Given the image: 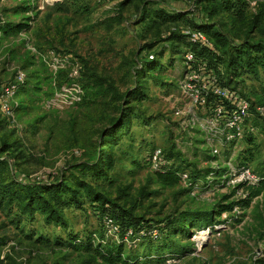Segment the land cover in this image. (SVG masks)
Listing matches in <instances>:
<instances>
[{"label": "rangeland", "instance_id": "374dc122", "mask_svg": "<svg viewBox=\"0 0 264 264\" xmlns=\"http://www.w3.org/2000/svg\"><path fill=\"white\" fill-rule=\"evenodd\" d=\"M244 6L242 11L211 12L207 0H0V21L32 19L29 29L19 34L0 32V84L13 82L18 74L24 81L13 99V116L0 111V141L9 144L1 156L9 163L6 170L26 183L57 179L66 168L92 157L100 133L106 134L119 116V105L135 106L129 125L117 131L111 148L115 161L109 170L111 182L100 180L98 188L145 220L159 222L185 210H215L218 225L213 231L196 230L191 238L175 236L170 245L178 255L168 257L170 262L146 259L148 248L153 256L159 253L147 242L140 246L135 242L132 250L125 245L124 254H134L140 264H264V190L249 199L247 186L252 184L229 178L242 164L255 174L259 171L264 116L250 112L246 136L226 141L205 123L207 107L195 104L181 85L185 78L181 35L191 23L217 25L233 42L247 36L264 39L263 18L252 28L264 0H245ZM149 60L160 64V71L139 79L137 69ZM83 73L103 77L118 95L104 90L85 97ZM200 77L206 83L208 71ZM73 83L83 93L80 101L66 105L69 98L60 91ZM137 85L149 99L127 103ZM242 85L256 109L264 104L263 68L258 78L246 75ZM157 149L162 150V164H174L181 174L195 178L160 182L153 162L147 161ZM133 160L138 167L132 166ZM216 169L218 173H210ZM6 170L0 169L2 185L8 179ZM65 213L70 224L66 231L44 225L37 213L19 230L13 220L20 216L18 204L0 200V238L5 241L0 264H106L51 241L57 233L68 238L70 230L95 233L111 244L120 239L107 231L88 199ZM202 231L205 234L200 235ZM40 233L44 243L33 240ZM124 241L130 243V237Z\"/></svg>", "mask_w": 264, "mask_h": 264}, {"label": "trees", "instance_id": "16d2710c", "mask_svg": "<svg viewBox=\"0 0 264 264\" xmlns=\"http://www.w3.org/2000/svg\"><path fill=\"white\" fill-rule=\"evenodd\" d=\"M207 1L211 6V12L220 10L225 12L234 10L242 11L245 9V0ZM28 10H30V8L24 9V11ZM261 18L264 19V8L260 9L259 12L253 16L252 28H255L260 23ZM27 19H29L27 22L0 21V32L2 35L19 34L29 29V23H31L32 19ZM202 23H191L192 25H188L185 33L181 35V41L185 44V51L183 54H185L186 51H192L200 62H204L205 66L210 71L214 72L217 80L222 86L237 89L247 97L239 86H243L242 83L246 75L258 78L259 69L263 68L264 70V39L250 38L247 36L239 40V42H233L222 33L217 25ZM194 30L202 31L207 36L212 46L208 47L198 43H192L189 39L191 32ZM183 60L185 61L184 56ZM183 68L184 76L187 69L185 64H183ZM160 69V64H154L152 60H149L145 62L144 65L141 64V68L137 69L136 77L142 79L146 74L158 72ZM82 82V88L86 91L85 97L90 93H97L99 95V93L104 90H109L108 92L111 94L113 90L114 93L118 95L116 89H112V86L107 84V81L103 77L95 73H83ZM23 83L24 81L19 84L18 89ZM32 88L39 89L38 86H33ZM128 96L127 103H129V100L149 99L142 85H137L134 90L129 92ZM125 98L126 97H121L123 100H125ZM247 99L251 104L250 112L254 111L260 117L261 114L257 112L254 101H251L249 97H247ZM118 109L120 114L116 117L106 134L100 133L98 144L92 157L89 158V160L81 161L79 164H73L66 168L65 170L68 174H65V171L61 173L59 178L54 180L26 183L17 180L15 176L13 177V170H6V168L9 167V163L1 157L2 154L8 150L9 144L6 140H1L0 169L3 168L6 170L8 179L3 185L0 183V200H7L9 203L18 204L20 216L17 217L16 215L13 220L16 225L19 226V230L25 227V224L22 223H24L27 218L32 220L37 213L41 216L44 225L66 231L70 226L65 213L66 209L69 207H81L83 200L88 199L95 214L102 219V223L104 217L109 216L119 225L121 230L119 234L120 239L114 244H111L108 240L102 237L99 238L95 233L79 235L73 234L70 230L67 233L68 238H62L60 234L57 233L54 239L51 240L55 245L67 246V248L74 251H82L86 254L93 255L96 259L106 264H140V260H138V257L134 256V254H124V246L128 245V248L132 250L138 245L135 244V242L139 241V246L147 242L149 243V247L157 248V252L159 253L153 256L150 252V248H148L144 257L146 259L153 257L155 260L162 259V261H164L168 257L178 255L173 253L172 246L170 245V242L174 243L175 236L181 235L191 238L192 233L196 230L210 229L213 231L215 229L214 227L218 225V222L214 220L215 210H185L172 218L154 222L152 220H145L140 216H134L126 208L118 204L116 200L112 199L98 188L97 182H100V180L106 179L108 182H111L109 170L115 166L111 148L116 145L117 131L129 125V116L131 113L134 114L136 108L135 106L122 107V105H119ZM127 111H130V114ZM246 121L242 138L246 136ZM116 128L118 129L116 130ZM153 153L150 154L151 156L147 160L150 165L153 162ZM132 166L138 167L139 163L133 160ZM243 166L246 165L242 164L239 168ZM217 168L219 169V167ZM153 169L162 183L173 184L178 182L179 179H183V174L174 167V164H162L161 161H159L158 166L156 168L153 167ZM218 169L214 172L212 170L205 171V177H207L209 171L210 173H218ZM131 172H134V170ZM9 173L11 174V178ZM256 174L259 178L258 181L255 184L247 186L249 199L260 195L264 190V160L261 162L259 171H257ZM194 178V175L190 176V174H187L185 180ZM238 185H243V183ZM231 207L232 206L228 205L226 209L231 210ZM17 222L19 224H17ZM153 227L158 229V235L156 237L150 233ZM129 231H132V236H130L131 242L126 244L124 241L125 235H127ZM24 236L28 237V234L25 233ZM33 240L44 243V236L40 233L37 238L35 237ZM4 244L5 241L0 238V250ZM165 250H168V253H164Z\"/></svg>", "mask_w": 264, "mask_h": 264}, {"label": "built area", "instance_id": "2783aa9c", "mask_svg": "<svg viewBox=\"0 0 264 264\" xmlns=\"http://www.w3.org/2000/svg\"><path fill=\"white\" fill-rule=\"evenodd\" d=\"M192 43H198L211 47L212 44L207 36L199 30H194L190 34ZM184 64L186 65L185 78L182 80V88L187 90V94L191 96V100L200 106L207 107V120L205 123L212 125V132L217 135H223L226 141H233L241 139L245 127V121L250 114V101L239 90L222 86L216 78L213 71H210L204 64L200 62L192 51H186L184 54ZM208 71L209 78L205 83L201 80L200 74ZM23 82L21 74L13 82H6L0 84V111L7 117L13 116L14 102L13 99L18 90L19 84ZM70 89L61 88V93L65 95V101L68 104H73L80 101L82 96V88L76 83L70 85ZM74 93V94H73ZM70 94L72 96H70ZM78 94V98L75 96ZM57 95V94H56ZM257 111L264 116V105L257 107ZM217 149H213V153H217ZM161 150H154L152 161L153 167H157L161 157ZM187 178V174H183V179ZM232 182L240 181L247 184H254L258 181V176L251 170L249 166H243L237 170H232L229 174ZM103 224L107 231L114 235H119L121 230L115 221L105 216ZM150 233L156 237L158 229L153 227ZM132 236V231L125 235V239ZM172 261L171 259L166 260Z\"/></svg>", "mask_w": 264, "mask_h": 264}, {"label": "bare ground", "instance_id": "6f19581e", "mask_svg": "<svg viewBox=\"0 0 264 264\" xmlns=\"http://www.w3.org/2000/svg\"><path fill=\"white\" fill-rule=\"evenodd\" d=\"M203 234H205V231L200 232V235H203Z\"/></svg>", "mask_w": 264, "mask_h": 264}]
</instances>
